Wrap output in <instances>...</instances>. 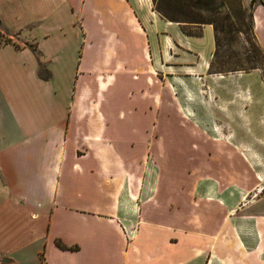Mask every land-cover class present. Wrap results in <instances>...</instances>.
<instances>
[{
  "label": "crops",
  "instance_id": "0c3cea01",
  "mask_svg": "<svg viewBox=\"0 0 264 264\" xmlns=\"http://www.w3.org/2000/svg\"><path fill=\"white\" fill-rule=\"evenodd\" d=\"M251 20L264 55L263 6ZM190 28L150 0H0V34L21 44L0 42V264H264V200L246 196L239 149L212 137L230 134L242 96L215 103L212 27ZM214 103L223 123L203 133ZM174 112L217 148L190 158L171 193ZM140 151L131 193L126 160Z\"/></svg>",
  "mask_w": 264,
  "mask_h": 264
},
{
  "label": "rangeland",
  "instance_id": "374dc122",
  "mask_svg": "<svg viewBox=\"0 0 264 264\" xmlns=\"http://www.w3.org/2000/svg\"><path fill=\"white\" fill-rule=\"evenodd\" d=\"M224 4L228 7L232 16L231 19L224 21L223 16L226 12ZM238 4L245 8L241 17L239 16ZM248 0H215V5L219 6L218 14H214L208 11H201V20H215L222 26L220 38V46L215 58L211 60L214 66H221L223 69H231L235 66H245L246 59H252V44H255L254 37L250 34L248 28V13L247 8ZM239 28V31H237ZM14 43L20 46V42L12 38ZM252 56V57H251ZM261 70L256 72L243 73L242 71L225 72L217 78L216 93L212 98H216L218 103H224L225 100L232 97L231 107L235 106L234 100L235 93L238 96H242L240 104V112L233 114L232 119L225 127L222 128L224 132H230V134L219 135L221 139L215 138V140L221 142H232L234 146L239 149V153L243 158V164L241 167L242 176H248L251 178V184L246 195L249 197L260 198L264 200V66H259ZM175 75H178L181 81L175 80V84L185 81L184 73L176 71ZM135 83V82H134ZM129 93L135 94V91L129 90ZM136 96V95H135ZM203 95H201V98ZM239 98V97H238ZM237 100V99H236ZM212 104L210 107L212 111L216 112V117L213 116L210 119L201 118V131L208 133L209 126L216 123H223L221 115L216 111L219 108ZM178 106L188 105L182 101L177 102ZM194 110L198 111V106L192 104ZM201 101V117L207 113V108ZM180 111V110H179ZM234 111V109H233ZM187 115H181L179 113H173V134L171 139V147L169 151L164 155L163 161H167L161 166L163 175L168 178V188L170 192H175L179 182L182 181V176L185 172V166L189 163L190 158L196 159L201 151H213L217 146L211 143H200L195 136L189 133V125L186 122ZM195 124H198V120H193ZM192 149H195L192 151ZM206 151V152H207ZM145 151H140L138 154L130 159L126 160V168L128 174L133 175L131 180L130 190L131 193L136 190L137 177L143 173L140 162L142 160ZM148 153V152H147ZM162 159H157L156 163H160ZM132 163V164H130ZM197 164H199L197 162ZM210 174H215L213 171L203 168ZM144 174V173H143ZM246 176V177H247ZM129 185V183H127ZM143 189V187H142ZM144 191V189H143ZM173 198V197H172ZM136 201V202H135ZM140 198L127 200L132 207L140 204ZM134 202L136 204H134ZM240 203L244 205H250L246 203V198H242Z\"/></svg>",
  "mask_w": 264,
  "mask_h": 264
},
{
  "label": "trees",
  "instance_id": "16d2710c",
  "mask_svg": "<svg viewBox=\"0 0 264 264\" xmlns=\"http://www.w3.org/2000/svg\"><path fill=\"white\" fill-rule=\"evenodd\" d=\"M152 4L153 10H155L160 17L163 19L177 23L182 33L185 35H198L199 31L196 29H192L190 27H197L202 24H209L212 27L213 31V43L214 50L211 56V59L208 64V72L209 73H225V72H235L242 71L243 73H247L251 70H261L259 66H264V55L261 49L256 45V43L252 44V59H246L245 66L238 65L231 69H223L221 66H214L211 60L216 57L218 48L220 46V38L219 34H221L222 26L218 24L215 20H201V11H208L214 14H218L219 6L215 5V0H150ZM255 5H261L264 7V0H248L247 8L249 9L248 13V28L250 30V34L252 33V20H251V12ZM221 6H225L222 4ZM226 12L223 16L224 21L232 18L229 9L225 6ZM245 8L241 7L238 4L239 16L241 17ZM239 31V28H237ZM0 42L10 43L14 48H18V46L10 41L9 38H2L0 34ZM32 51L34 49L29 44H25ZM36 56V55H35ZM37 76L41 79H47L48 72L43 68V66L37 62ZM63 248V246L59 245Z\"/></svg>",
  "mask_w": 264,
  "mask_h": 264
}]
</instances>
